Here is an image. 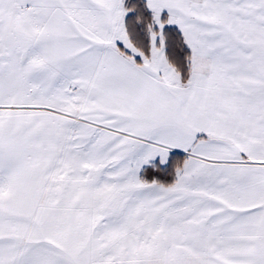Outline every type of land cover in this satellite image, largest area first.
I'll return each mask as SVG.
<instances>
[{
	"label": "snow or ice",
	"instance_id": "obj_1",
	"mask_svg": "<svg viewBox=\"0 0 264 264\" xmlns=\"http://www.w3.org/2000/svg\"><path fill=\"white\" fill-rule=\"evenodd\" d=\"M0 264H264V0H0Z\"/></svg>",
	"mask_w": 264,
	"mask_h": 264
}]
</instances>
